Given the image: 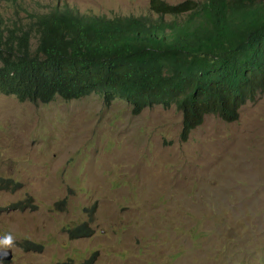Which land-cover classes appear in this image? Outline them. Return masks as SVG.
I'll return each instance as SVG.
<instances>
[{
	"label": "rangeland",
	"instance_id": "rangeland-1",
	"mask_svg": "<svg viewBox=\"0 0 264 264\" xmlns=\"http://www.w3.org/2000/svg\"><path fill=\"white\" fill-rule=\"evenodd\" d=\"M153 1L0 0V16L149 17ZM133 112L121 96L0 92V238L15 241L0 264H264V93L187 140L174 106ZM87 224L92 236L71 238Z\"/></svg>",
	"mask_w": 264,
	"mask_h": 264
},
{
	"label": "trees",
	"instance_id": "trees-1",
	"mask_svg": "<svg viewBox=\"0 0 264 264\" xmlns=\"http://www.w3.org/2000/svg\"><path fill=\"white\" fill-rule=\"evenodd\" d=\"M151 12L108 19L56 8L27 25L0 16V92L44 104L121 96L135 115L174 106L183 140L208 116L238 120L264 93V0H154ZM92 235L88 224L70 230Z\"/></svg>",
	"mask_w": 264,
	"mask_h": 264
},
{
	"label": "clouds",
	"instance_id": "clouds-1",
	"mask_svg": "<svg viewBox=\"0 0 264 264\" xmlns=\"http://www.w3.org/2000/svg\"><path fill=\"white\" fill-rule=\"evenodd\" d=\"M14 237L8 233L0 238V251H3L7 255V250L12 249L14 246Z\"/></svg>",
	"mask_w": 264,
	"mask_h": 264
},
{
	"label": "water",
	"instance_id": "water-1",
	"mask_svg": "<svg viewBox=\"0 0 264 264\" xmlns=\"http://www.w3.org/2000/svg\"><path fill=\"white\" fill-rule=\"evenodd\" d=\"M13 259V253L10 250H7V255L3 251H0V260L1 261H11Z\"/></svg>",
	"mask_w": 264,
	"mask_h": 264
},
{
	"label": "bare ground",
	"instance_id": "bare-ground-1",
	"mask_svg": "<svg viewBox=\"0 0 264 264\" xmlns=\"http://www.w3.org/2000/svg\"><path fill=\"white\" fill-rule=\"evenodd\" d=\"M242 169H244V168H242ZM230 170H231V169H230ZM241 171H242V170H241ZM245 171H246V170H245ZM247 174H248V173H247ZM254 175H255V174H254ZM254 175H253V176H254ZM257 179H258V177H257Z\"/></svg>",
	"mask_w": 264,
	"mask_h": 264
}]
</instances>
